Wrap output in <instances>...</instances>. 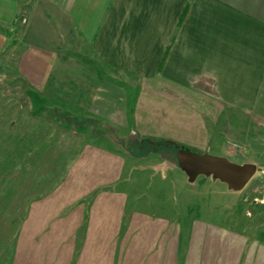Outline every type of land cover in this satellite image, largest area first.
I'll return each mask as SVG.
<instances>
[{"label":"crops","instance_id":"1","mask_svg":"<svg viewBox=\"0 0 264 264\" xmlns=\"http://www.w3.org/2000/svg\"><path fill=\"white\" fill-rule=\"evenodd\" d=\"M8 48L34 103L74 93L81 105L57 100L65 121L118 134L95 130L30 203L8 264H264V246L222 245L223 231L210 229L206 251L201 222L180 261L176 217L149 211L143 194L147 168L160 186L165 163L181 178L176 145L234 160L228 142L264 144V0H0L1 63ZM86 48L104 68L95 77L74 66Z\"/></svg>","mask_w":264,"mask_h":264},{"label":"rangeland","instance_id":"2","mask_svg":"<svg viewBox=\"0 0 264 264\" xmlns=\"http://www.w3.org/2000/svg\"><path fill=\"white\" fill-rule=\"evenodd\" d=\"M85 50L81 56H77L74 66L84 71L89 68L94 77L97 73L104 72V68L90 57L87 48ZM11 52L8 48L4 62H0V264H8L13 233L27 213L30 203L61 181L82 145L92 141V137L96 135L95 130L103 129L108 139L118 135L109 126H98L100 129H97V125L94 128L91 125L87 128L77 126L82 118L72 123L65 121L71 117V112H65V104L61 105L57 100L63 97L69 105L73 99L74 104L81 105V96L74 93L55 96L56 101L51 102L40 96L41 100L34 103L33 96L28 93V83L19 77L14 68L15 57H12ZM116 75L118 84L122 85L126 81L131 82L133 87L138 86L134 80H128L121 74V77L117 73ZM133 133L139 136L137 132ZM135 134L130 136L135 137ZM228 144L241 156L234 160L229 158L231 161H246L258 165L254 176L240 191L229 190L224 183L211 177L198 176L193 182H188L181 170L179 178L166 163L164 173L161 174L164 176L163 185L160 186L157 183L160 174L155 175L151 168L146 169L145 176L150 183L143 194L148 200V209L157 215L176 217L180 228V261L183 251L185 254L189 249V231L194 222L207 223L198 225L203 227L201 232L207 236L204 247L206 251L207 244H210L209 238L216 237L215 234L220 231L226 232L228 236V243L223 238L222 245L226 243L227 246L249 250L264 246V144L258 143V153H253L236 142ZM186 148L190 149L188 146ZM146 149L150 147L147 146ZM190 150L199 153L194 149ZM216 151L213 149L209 153L221 155ZM174 154L172 152L171 155L173 162ZM217 227L221 228L215 229ZM210 229L216 230L215 234ZM204 248L200 249L201 253ZM244 253H248L247 250ZM240 256V260H237L239 255L236 257L240 264L251 260L249 254Z\"/></svg>","mask_w":264,"mask_h":264},{"label":"water","instance_id":"3","mask_svg":"<svg viewBox=\"0 0 264 264\" xmlns=\"http://www.w3.org/2000/svg\"><path fill=\"white\" fill-rule=\"evenodd\" d=\"M169 143L174 144L172 141ZM176 159L188 182H193L198 176L211 177L232 191L242 190L258 169V165L252 162L237 163L225 156L209 152L197 153L177 145Z\"/></svg>","mask_w":264,"mask_h":264},{"label":"trees","instance_id":"4","mask_svg":"<svg viewBox=\"0 0 264 264\" xmlns=\"http://www.w3.org/2000/svg\"><path fill=\"white\" fill-rule=\"evenodd\" d=\"M145 143L149 144V143H151V142H150V141H147V142H145ZM166 143H167V142H166ZM155 145H156V144H154V145L151 144L150 149H147V151H145V153H147V152H149V151H151V150H153V149H156ZM148 147H149V145H148ZM175 152H176V151H175ZM174 159H175V161L177 162V159H176V153L174 154Z\"/></svg>","mask_w":264,"mask_h":264}]
</instances>
